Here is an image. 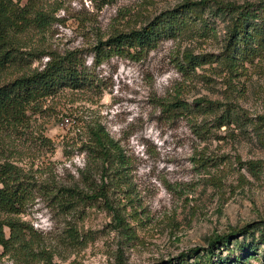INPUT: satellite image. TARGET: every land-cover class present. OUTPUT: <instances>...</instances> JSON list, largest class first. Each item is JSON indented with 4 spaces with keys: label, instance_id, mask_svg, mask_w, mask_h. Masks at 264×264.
I'll return each mask as SVG.
<instances>
[{
    "label": "rangeland",
    "instance_id": "obj_1",
    "mask_svg": "<svg viewBox=\"0 0 264 264\" xmlns=\"http://www.w3.org/2000/svg\"><path fill=\"white\" fill-rule=\"evenodd\" d=\"M178 2L181 0H45V8L54 16L52 23L44 31L21 34L20 40L25 49L38 51L81 48L90 64V46L97 38H106L114 29L139 27ZM213 23L216 33L209 32L207 37L182 33L161 39L137 58L112 56L95 69L100 89H62L47 98L40 110L29 112L22 133L1 134L0 161L9 156L38 184H71L85 163V152L79 148L87 137L85 122L104 124L129 158L130 191L117 193L132 235L120 231L111 213L98 203L63 212L46 191L35 190L23 212L0 213L33 226L40 237L34 244L35 253L12 250L2 254L0 248V264H43L37 253L41 246L53 253L52 264H115L119 252L126 264L166 262L188 247L207 245L215 232L264 218V164L255 176L237 161L239 156L242 161L264 162V145L252 124L211 127L200 137L190 117L169 119L156 104L158 97L178 90L188 100L224 98L225 83L218 67L205 64L187 73L176 67L182 50L218 52L225 22L214 17ZM46 58L35 59L31 67L42 66ZM235 81L236 100L252 114L264 113V56L246 63ZM213 115L208 113L204 119ZM201 154L213 158V163L202 166ZM69 226L77 229L79 240L70 238ZM249 239L239 236L232 249H222L221 255L232 258L242 253L237 244ZM263 249L259 245L249 261L258 264L257 254Z\"/></svg>",
    "mask_w": 264,
    "mask_h": 264
},
{
    "label": "trees",
    "instance_id": "obj_2",
    "mask_svg": "<svg viewBox=\"0 0 264 264\" xmlns=\"http://www.w3.org/2000/svg\"><path fill=\"white\" fill-rule=\"evenodd\" d=\"M44 1L0 0V136L22 133L20 128L27 125L29 112L40 110L47 98L56 96L62 89H100L101 80L95 69L112 56L137 58L156 47L161 39L182 33L207 37L209 32L216 33L213 18L219 17L225 23L218 52L182 50L176 57V67L182 73L205 64L218 67L225 83L224 98L197 96L188 100L178 90L158 97L156 104L161 114L169 119L190 117L200 137L209 133L211 127L235 125L243 128L252 124L258 141L264 145V113L252 114L236 100L235 94V79L245 71L246 63L264 56V0H181L139 27L114 29L106 38H97L90 46V64L81 48L64 52L24 48L21 34L30 30L44 31L54 19ZM42 56H47L42 66L31 67L32 62ZM213 63L216 66H211ZM208 113L214 115L206 120L204 117ZM199 115L203 116L202 121H197ZM85 125L87 137L79 146L85 152V163L78 168V179L71 184H38L33 176L23 172L18 164L4 155L0 161V213L23 212L34 191L43 190L63 212L98 203L111 213L120 231L128 237L132 235L124 203L120 202L121 196L117 193L130 191L126 172L128 155L119 140L100 121H87ZM198 160L206 167L214 159L201 154ZM237 161L255 176L264 164L262 159L242 161L239 156ZM125 197L130 200V195ZM67 229L72 240H79L75 227ZM239 236L250 237L248 241L238 242L242 253L232 258L221 255L222 249H232V243ZM39 239V233L27 221L12 215H0L2 254L12 250L24 255L35 253L34 244H38ZM259 245H264V218L232 226L221 233L215 232L208 237L207 245L188 247L166 262L151 264H254L249 261V256H256ZM261 251L257 254L258 264H264V249ZM37 253H40L43 264H52L50 250L41 246ZM116 257L115 264H126L121 252Z\"/></svg>",
    "mask_w": 264,
    "mask_h": 264
}]
</instances>
